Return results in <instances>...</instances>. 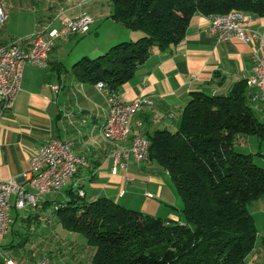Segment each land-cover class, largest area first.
Wrapping results in <instances>:
<instances>
[{"label":"crops","instance_id":"0c3cea01","mask_svg":"<svg viewBox=\"0 0 264 264\" xmlns=\"http://www.w3.org/2000/svg\"><path fill=\"white\" fill-rule=\"evenodd\" d=\"M2 2L8 7L9 16L0 32V42L19 40L24 48L29 47V37L34 32L46 27L47 37L49 29L61 27L64 17L89 14L93 22L86 33L56 37L46 66L25 64L12 108L0 114V180H14L27 186L24 174L29 169L31 154L52 137L70 142L75 154L87 158V165L78 167L61 190L42 195L35 207L16 209L15 196H10L11 220L6 234L0 235V264L6 258L20 264L41 257H49L53 264H84L82 260L88 257L91 261L92 249L73 240L75 236H70L54 213L58 202L66 201L79 190L86 201L106 197L151 216L182 221L180 196L169 174L155 161L136 162L128 158L126 169L114 166L110 154L118 145L109 143L102 133L107 99L96 83L79 81L71 70L79 58L97 56L111 44L136 39L140 33L110 17V0ZM39 2L43 17L34 19L33 8ZM12 9H17L21 17L12 16ZM208 24V16L192 15L177 45L166 50L154 47L132 77L118 88L117 96L122 102L137 96L152 100L151 105L129 117L130 134L174 129L191 92L225 93L249 76L251 52L258 48L260 39L217 40L208 34ZM248 28V34L256 30L264 40V16L250 15ZM248 87L250 105L264 121V101L257 98V88ZM124 144L128 145L129 140ZM252 216L256 239L245 259L264 264V197L254 205Z\"/></svg>","mask_w":264,"mask_h":264},{"label":"trees","instance_id":"16d2710c","mask_svg":"<svg viewBox=\"0 0 264 264\" xmlns=\"http://www.w3.org/2000/svg\"><path fill=\"white\" fill-rule=\"evenodd\" d=\"M110 17L136 39L110 45L72 64L79 81H102L117 92L154 47L166 50L184 37L195 13L239 10L264 16V0H110ZM246 80L225 93L193 91L174 129L144 135L148 159L165 170L182 201V221L151 216L106 197L86 201L78 191L54 206L56 219L93 249L92 264H256L252 206L264 197L260 151L237 149L248 136L264 140V121L250 105Z\"/></svg>","mask_w":264,"mask_h":264},{"label":"built area","instance_id":"2783aa9c","mask_svg":"<svg viewBox=\"0 0 264 264\" xmlns=\"http://www.w3.org/2000/svg\"><path fill=\"white\" fill-rule=\"evenodd\" d=\"M9 16L8 8L0 0V32ZM250 14L232 10L224 14L208 16L207 32L217 40L235 37L245 42L260 39L258 48L251 52V69L246 78L248 86L257 88V98L264 101V40L256 30L248 28ZM93 18L89 14L77 17H64L61 27L51 28L44 37L46 27L34 32L29 38L31 43L24 48L19 40L8 43L0 42V114L10 110L20 89L21 73L25 64L46 66L49 52L54 45L55 38L73 33H86ZM108 102L107 117L102 125L104 138L118 148H113L111 158L114 166L126 169L127 159L136 162L148 159V139L141 134H130L128 119L152 104L147 96H137L129 102L118 99L117 92L104 87L102 81L96 82ZM129 140V144L124 142ZM87 158L84 154H75L70 142L52 137L48 142L34 151L29 158V169L24 174L27 186L14 180H0V235H5L10 223L11 195L15 196L13 205L16 209L35 207L42 195L58 192L76 173L78 167L86 166ZM82 195V191H78ZM3 264H20L13 259L6 258ZM29 264H53L49 257H41Z\"/></svg>","mask_w":264,"mask_h":264},{"label":"rangeland","instance_id":"374dc122","mask_svg":"<svg viewBox=\"0 0 264 264\" xmlns=\"http://www.w3.org/2000/svg\"><path fill=\"white\" fill-rule=\"evenodd\" d=\"M38 7H35V8H33L34 9V12L35 13H33L34 14V19H39V18H42L43 17V11L41 10V8H42V4H41V2H39L38 4ZM8 8V7H7ZM9 10V9H8ZM12 10H14V9H12ZM14 13L12 14V16L14 15V16H17L18 15V10L17 9H15L14 11H13ZM28 16V15H27ZM27 16H25V18H27ZM18 17H21V16H19L18 15ZM23 18V17H22ZM77 43V42H76ZM114 44V43H113ZM112 45V44H111ZM94 57H96V56H94ZM91 58H93V57H91ZM243 145H241V146H239V145H237L236 147H237V149L238 150H240L241 152H244V153H248V152H253V153H255V152H257V151H260L262 154H264V140L263 141H260V143H258L257 141H256V139H255V137H253V136H248L246 139H244V141H243ZM253 160H254V162L255 163H257V164H259V165H261V166H263L264 167V158L262 157V156H259V155H254V157H253ZM179 199H180V197H179ZM180 202H181V199H180ZM252 209H253V206H252ZM66 233V232H65ZM69 234H70V236H75V239H73V240H75L77 243H80V244H83L84 246H87L86 244H85V241H84V238H83V236L81 235V234H77V233H74V232H68ZM91 248V247H90ZM92 249V248H91ZM79 251H81V249H78ZM88 250V249H87ZM89 251V250H88ZM92 251H93V249H92ZM82 262L84 263V264H92L91 263V261L89 260V257L88 258H86V261H85V258L82 260Z\"/></svg>","mask_w":264,"mask_h":264}]
</instances>
